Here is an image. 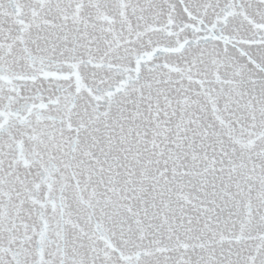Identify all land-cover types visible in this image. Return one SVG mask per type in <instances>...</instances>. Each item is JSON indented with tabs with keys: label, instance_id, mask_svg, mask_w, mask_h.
Returning a JSON list of instances; mask_svg holds the SVG:
<instances>
[{
	"label": "snow or ice",
	"instance_id": "snow-or-ice-1",
	"mask_svg": "<svg viewBox=\"0 0 264 264\" xmlns=\"http://www.w3.org/2000/svg\"><path fill=\"white\" fill-rule=\"evenodd\" d=\"M0 264H264V0H0Z\"/></svg>",
	"mask_w": 264,
	"mask_h": 264
}]
</instances>
